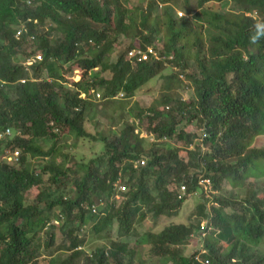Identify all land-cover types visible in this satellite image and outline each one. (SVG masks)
Listing matches in <instances>:
<instances>
[{
    "label": "trees",
    "instance_id": "obj_1",
    "mask_svg": "<svg viewBox=\"0 0 264 264\" xmlns=\"http://www.w3.org/2000/svg\"><path fill=\"white\" fill-rule=\"evenodd\" d=\"M128 2L0 0V264H264V0Z\"/></svg>",
    "mask_w": 264,
    "mask_h": 264
},
{
    "label": "rangeland",
    "instance_id": "obj_2",
    "mask_svg": "<svg viewBox=\"0 0 264 264\" xmlns=\"http://www.w3.org/2000/svg\"><path fill=\"white\" fill-rule=\"evenodd\" d=\"M143 1V0H142ZM179 2H180V0H179ZM134 3H136V0H129V2L128 3H126V5H127V8H129V10L131 11V8H133V6H132V4H134ZM211 5H213V6H216V4L215 3H210ZM227 7V6H226ZM225 7V8H226ZM175 11L177 12V11H182V9H180L179 7H177V8H175ZM175 12V13H176ZM195 25L196 26H198V24L197 23H195ZM123 40V42H125L127 39L126 38H124V39H122ZM159 40V39H158ZM134 41H136V40H134ZM158 42H160V41H158ZM111 59L113 60L114 59V54H112L111 55ZM76 69H73L71 72H67V73H64V78L66 79V80H69L70 78V80H73V81H75L79 76H80V74H79V72H77V71H75ZM168 70L166 69L164 72H167ZM67 82H69V81H67ZM79 85V84H78ZM78 85H77V87H78ZM148 86H151L152 88H153V90L155 89L156 90V88H157V85H156V82H155V80L154 79H151L150 81H149V83H148ZM190 93H191V91L190 90H187V92L185 93V95H190ZM156 92L154 91V92H143V91H137L133 96H132V98L130 99V101H129V103H128V109H130V110H132L133 108H137V107H141V106H143V105H147L151 100H153V99H155L157 96H156ZM142 136H144V134H141ZM261 142L264 144V139L262 138L261 139ZM74 149L75 147H74V144H71L70 143V149ZM93 149H94V151H96V150H99V147H97V146H94L93 147ZM82 153V152H81ZM88 156H90V154H85L84 155V158H87ZM119 197V195H117L116 196V198H118ZM193 199H190V200H188V201H186L184 204V206H185V208H184V210H183V213L182 214H178L177 215V217H175L172 221H184L185 220V218H184V215L183 214H185L186 213V210L190 207V206H192L193 205ZM154 221V220H153ZM169 221H171V218H164V217H162V216H160L159 217V219H158V221L157 220H155V222H157V223H160L159 224V226H158V228L160 227V225L161 224H165V223H168ZM149 222H152V219H150L149 218ZM156 223V224H157ZM155 224V225H156ZM108 226H109V223L107 224ZM111 232H112V234L113 233H115V228L114 227H112V229H111ZM143 233H141V232H139V234L137 235V236H128V237H126L125 239L126 240H133V241H135V242H137V240L136 239H138V241H140V243L141 242H144V239H143V237H141L140 238V236L139 235H142ZM139 243V242H138ZM196 248H198V243H197V238L196 237H190V239L186 242V244L183 246V251H184V253H186V254H188L190 251H192L193 249H196ZM144 264H150V263H148V260H145V262H144Z\"/></svg>",
    "mask_w": 264,
    "mask_h": 264
},
{
    "label": "clouds",
    "instance_id": "obj_3",
    "mask_svg": "<svg viewBox=\"0 0 264 264\" xmlns=\"http://www.w3.org/2000/svg\"><path fill=\"white\" fill-rule=\"evenodd\" d=\"M143 2H144V0H143ZM160 6H161V4H158V7H160ZM175 12H176V11H175ZM178 13H180V15H178ZM182 15H183V12H182V11H177V12H176V16L180 17V16H182ZM22 29H23V26H22V25H20V26L17 28V30L15 31V36H16V37L18 36V34L21 32ZM18 30H19V33L16 34V32H17ZM158 39H159V38H157L156 40H154L156 44L160 43V42H158V41H160V39H159V40H158ZM135 40H136V39H135ZM148 48L151 49V52H148V51H147ZM136 49H139V50L145 52V53L147 54V57H146V58H148V55H149V57H152V56H153L154 59H159V58H161L160 56L157 55L156 50H154V49L152 48V46H150V45H144V46H142V48H141L140 46H138V45L136 44V41H134V46H133L132 48H130L128 51H130V50H136ZM128 51L126 52V55H125V56H126L127 59L130 60L131 63H135V61H136V62L141 61V60H137L135 56L128 57V56H127ZM35 55H37V53H36ZM35 55H34V57H35ZM38 55H39V54H38ZM146 58H145V59H146ZM145 59H142V60H145ZM75 71H77V70H75ZM77 72H78V71H77ZM78 79H79V77H78L76 80H78ZM119 94H121V93L115 94L114 96H117V95H119ZM81 95H82V94H81ZM95 97H96V96H95ZM7 157H9L8 160L11 159V157H10L9 155L6 156V159H7ZM208 181H209V180L203 179L202 181L199 182L200 184H202V188H203V190L205 191L206 194H208V193H210V192L212 191V190L209 188ZM120 189L122 190L121 187H120ZM91 209H92V208H91ZM206 264H207V263H206Z\"/></svg>",
    "mask_w": 264,
    "mask_h": 264
},
{
    "label": "built area",
    "instance_id": "obj_4",
    "mask_svg": "<svg viewBox=\"0 0 264 264\" xmlns=\"http://www.w3.org/2000/svg\"><path fill=\"white\" fill-rule=\"evenodd\" d=\"M178 15H180V13H178ZM18 33H19V30L16 32V34H18ZM147 51L151 52V49L148 48ZM127 56L128 57L135 56L137 60H142V59H145L147 57V54L145 52L139 50V49H136V50L128 51ZM35 58L38 59L39 55L38 54L35 55ZM29 62L30 61L27 59L25 63L28 64ZM7 159H9V157H7ZM121 188H123V187L121 186ZM92 210H93V208H92ZM204 262L206 263V261H204Z\"/></svg>",
    "mask_w": 264,
    "mask_h": 264
}]
</instances>
